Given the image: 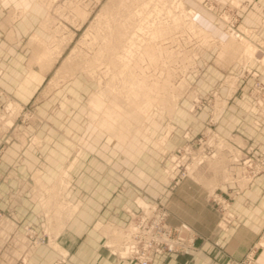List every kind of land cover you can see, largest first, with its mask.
<instances>
[{
	"label": "rangeland",
	"instance_id": "1",
	"mask_svg": "<svg viewBox=\"0 0 264 264\" xmlns=\"http://www.w3.org/2000/svg\"><path fill=\"white\" fill-rule=\"evenodd\" d=\"M250 1L0 0V264H67L90 233L139 264L124 245L149 204L187 223L154 173L209 182L228 226L219 180L264 174V31L237 13Z\"/></svg>",
	"mask_w": 264,
	"mask_h": 264
},
{
	"label": "crops",
	"instance_id": "2",
	"mask_svg": "<svg viewBox=\"0 0 264 264\" xmlns=\"http://www.w3.org/2000/svg\"><path fill=\"white\" fill-rule=\"evenodd\" d=\"M260 3L262 5L264 0L263 2L256 0V4L251 0L247 7L249 11L245 6L242 7L243 12H237L242 24L253 31L256 28L259 32L264 31V25L261 24L264 12ZM254 7L260 12H253ZM229 175L232 176V180L222 178L217 184L221 191L220 195L226 200L228 196L231 200L229 209L233 216L228 226L224 228L220 226L224 222L220 215L221 208H225V205L219 200L215 208L208 202L209 182L207 185L202 182L199 189H195V185L187 181L170 187L163 184L155 173L149 176L147 187L151 186L153 192L164 194L159 200L167 203L171 221H185L198 234L197 247L192 253L157 255L153 264H234L250 250L255 251L256 264H264V174L249 183L240 181L239 171L236 169H229L225 177ZM143 180L140 179V183ZM127 189L130 191L131 185L127 186ZM125 205L133 207L134 204L127 200ZM128 217L129 213L125 214V218ZM92 236L90 233L87 242L81 238L76 246L66 249L67 264H114L112 255L102 247L103 243L94 244ZM101 241L104 242L103 237ZM116 264L136 262L126 259Z\"/></svg>",
	"mask_w": 264,
	"mask_h": 264
},
{
	"label": "built area",
	"instance_id": "3",
	"mask_svg": "<svg viewBox=\"0 0 264 264\" xmlns=\"http://www.w3.org/2000/svg\"><path fill=\"white\" fill-rule=\"evenodd\" d=\"M147 208L130 230L125 254L139 264H150L156 254L190 253L196 247V234L187 223H170L163 207L149 204ZM234 264H255L254 253L249 252Z\"/></svg>",
	"mask_w": 264,
	"mask_h": 264
}]
</instances>
